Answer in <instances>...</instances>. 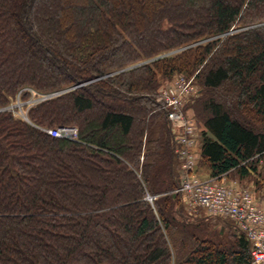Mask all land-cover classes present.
<instances>
[{"label":"trees","instance_id":"trees-1","mask_svg":"<svg viewBox=\"0 0 264 264\" xmlns=\"http://www.w3.org/2000/svg\"><path fill=\"white\" fill-rule=\"evenodd\" d=\"M179 74L198 84L197 162L256 172L264 0H0V264H252L234 220L225 239L182 214L179 130L156 99Z\"/></svg>","mask_w":264,"mask_h":264},{"label":"built area","instance_id":"built-area-1","mask_svg":"<svg viewBox=\"0 0 264 264\" xmlns=\"http://www.w3.org/2000/svg\"><path fill=\"white\" fill-rule=\"evenodd\" d=\"M193 88L194 75L186 77L179 74L163 85L156 97L167 109L171 126L179 130L176 151L181 165L177 190L184 194L187 202L202 206L208 214L234 220L237 228L251 242L252 264H264V204L255 198L249 186L229 183L226 173L201 178L196 172L194 144L197 128L184 109V104L195 92ZM47 132L71 139L78 137V128L74 125L48 128ZM148 198L152 199L153 196L149 195Z\"/></svg>","mask_w":264,"mask_h":264},{"label":"rangeland","instance_id":"rangeland-1","mask_svg":"<svg viewBox=\"0 0 264 264\" xmlns=\"http://www.w3.org/2000/svg\"><path fill=\"white\" fill-rule=\"evenodd\" d=\"M125 1L126 0H121L122 3H124ZM233 29H230V31H233ZM197 88H198V84L194 83L193 89L196 90ZM9 108L14 109L18 114L22 116H24L26 113L25 110L26 108H24V102L21 101L20 99L15 100V102H12ZM257 168L258 170L256 172L251 173L242 178L239 177L238 173L231 172L228 175V179L239 180L242 185L253 188L255 194L263 200L260 203L264 204V189H262L264 188V161L261 162L259 161ZM182 214L184 215V217L188 218L189 220H194L195 222H201L199 228L202 229L203 231L197 229L196 227L194 228L196 231L199 230L204 235L219 234L220 236L227 239L230 236L231 230L233 232L236 231V228L231 220L219 216H214V215L212 216L211 214H208V212L202 206L193 205L187 202V200H185L184 202Z\"/></svg>","mask_w":264,"mask_h":264},{"label":"crops","instance_id":"crops-1","mask_svg":"<svg viewBox=\"0 0 264 264\" xmlns=\"http://www.w3.org/2000/svg\"><path fill=\"white\" fill-rule=\"evenodd\" d=\"M188 112H190V109L188 110ZM203 127H201L200 126V129H202ZM200 149H201V141H200V136H199V134H198V136H196V138H195V144H194V150H196V153H199L200 152ZM260 161V160H259ZM261 161H264V159L262 158V160ZM260 161V162H261ZM200 170V171H199ZM196 172L198 173V175H199V173H200V177L201 178H209V177H212L211 176V173H210V169L208 168V167H206V166H204V165H202V164H199V162H197V164H196ZM228 175L229 174H227L226 175V178H227V181H229V183H237V184H241L240 183V181L239 180H233V179H228ZM242 185V184H241ZM262 186V185H261ZM251 188V187H250ZM262 189H264V188H262ZM251 190L253 191V194H254V196H255V198H257V200L258 201H263L261 198H259L256 194H255V191H254V189L253 188H251Z\"/></svg>","mask_w":264,"mask_h":264},{"label":"water","instance_id":"water-1","mask_svg":"<svg viewBox=\"0 0 264 264\" xmlns=\"http://www.w3.org/2000/svg\"><path fill=\"white\" fill-rule=\"evenodd\" d=\"M63 90H60V91H57V92H53V93H50V94H48V95H46V96H41V97H39L38 99H44V98H46V97H48V96H53V95H55V94H57V93H59V92H62ZM25 116V115H24ZM25 118H27L26 116H25Z\"/></svg>","mask_w":264,"mask_h":264}]
</instances>
